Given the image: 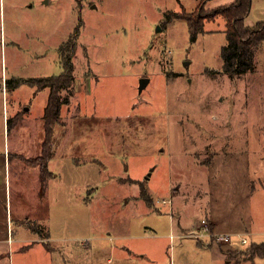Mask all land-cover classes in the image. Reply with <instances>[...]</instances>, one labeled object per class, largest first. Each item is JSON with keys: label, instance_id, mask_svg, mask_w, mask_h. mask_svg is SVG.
<instances>
[{"label": "rangeland", "instance_id": "374dc122", "mask_svg": "<svg viewBox=\"0 0 264 264\" xmlns=\"http://www.w3.org/2000/svg\"><path fill=\"white\" fill-rule=\"evenodd\" d=\"M198 1L0 0V147L4 137L13 154L12 216L44 238L33 249L19 240L14 264H108L112 246L127 247L130 264H170L203 218L211 226L209 212L225 220L223 206L264 228V41L253 70L226 74L222 15L195 40L184 18L163 22L167 10ZM261 19L264 0H255L246 24ZM78 24L74 92L42 189L39 166L18 155L33 157L40 145L16 138V122L25 117L35 133L48 87L26 80L60 74V45ZM140 181L153 207L139 197ZM16 223L19 239L39 236ZM243 235L246 244L233 234L230 261L264 241ZM251 261L264 257L241 264Z\"/></svg>", "mask_w": 264, "mask_h": 264}, {"label": "trees", "instance_id": "16d2710c", "mask_svg": "<svg viewBox=\"0 0 264 264\" xmlns=\"http://www.w3.org/2000/svg\"><path fill=\"white\" fill-rule=\"evenodd\" d=\"M210 0H199L198 4L192 11H185L181 8L180 11L167 10L165 12L164 24L175 19L184 18L187 22L191 40L204 32L203 25L205 20H211L218 15L225 18L226 43L221 48V58L223 59V71L230 76H240L243 73L251 71L255 67L256 52L264 41V20H258L253 25L245 23L246 17L250 14V9L253 0H234L226 5L208 9L206 7ZM78 24L73 31V35L65 40L61 45V65L63 70L58 75H48L40 78H30L26 81L35 83L39 88L48 87V97L46 105L43 108L42 126L43 137L40 145L39 154L33 157H24L18 154L25 162L31 165L39 166V175L41 180L40 187L43 189L46 186L48 177L52 172L48 169V161L54 155V131L55 125L61 121V108L63 104H68L74 92V64L72 58L75 54L76 38L79 35ZM18 83L22 80L17 79ZM7 86L8 80L5 81ZM62 91L65 93L62 94ZM9 128V119L7 122ZM140 185L139 197L146 200L147 205L153 207L152 199L149 195L146 185L143 181L138 182ZM35 223V222H34ZM28 227L40 234L41 227L38 225ZM42 235V234H41ZM49 237V236H47ZM49 247L48 242L45 243ZM245 260L253 259L256 256L264 257V241L261 243H252L246 250H240ZM229 254L237 255V252L227 251ZM236 253V254H235Z\"/></svg>", "mask_w": 264, "mask_h": 264}, {"label": "crops", "instance_id": "0c3cea01", "mask_svg": "<svg viewBox=\"0 0 264 264\" xmlns=\"http://www.w3.org/2000/svg\"><path fill=\"white\" fill-rule=\"evenodd\" d=\"M234 0H210V2L207 3L206 7L208 9L215 8L218 6L226 5V3H231ZM199 2V1H198ZM255 3V0H253L251 8H253V5ZM198 4V3H197ZM247 18V17H246ZM262 20V19H261ZM246 23V19H245ZM44 112V111H43ZM43 115V113H42ZM42 115L38 116L37 119L39 123H36L37 127L35 128L36 131L30 130V126L28 125V120H25V117L17 119V126L15 131L16 138L19 137L21 140L26 139L25 142H29L27 139H30L31 141H34L41 145L42 143V137H43V126H42ZM37 121V122H38ZM3 137V145L0 147V264H14V253L19 250L18 249V242L21 240L22 245H20V248H31L37 244V241H40V239H44L40 234L37 236V238L31 237L32 234H29L27 237H20V234L18 235V228L14 225L16 221L13 219L12 216V203H11V173H10V163L12 161V150L10 145H6ZM54 156V155H53ZM50 161V160H49ZM48 161V165H49ZM49 169V166H48ZM50 170V169H49ZM20 190V188H19ZM220 215H222L225 220L223 222L222 220H216V213H213L212 211L209 212V219H210V231L213 233H250L254 236L260 237L264 236V228H259L253 225L251 219L245 218L242 215H238V211H236L235 206H223L222 209L218 211ZM229 213L230 216H226V214ZM48 217L45 215L43 218H38L37 220H46ZM15 221V223H14ZM17 225L22 224L18 221L16 223ZM199 223H197L196 226L199 228ZM23 226L24 225L22 224ZM221 226V227H220ZM25 228V229H26ZM188 229V228H187ZM29 231L28 233H31L30 229L27 228ZM25 235V234H23ZM208 236L209 235H204ZM203 236V237H204ZM202 237V238H203ZM197 238L196 240L193 239L191 243H178V246L180 249V253L177 257V260L171 261L170 264H241L244 263L246 260H240V261H230L228 258V252L233 250L232 247H230V244H223V243H217L214 242L211 237L207 239ZM89 244H86V247H88ZM189 247V248H188ZM127 247H122V249L119 246H112L109 256L107 257L106 261L108 264H130L132 260V254L130 252L125 251ZM188 248V249H187ZM51 250H54V248H51ZM188 254L189 256H185ZM184 257V258H183ZM248 264H254L253 261L247 262Z\"/></svg>", "mask_w": 264, "mask_h": 264}, {"label": "built area", "instance_id": "2783aa9c", "mask_svg": "<svg viewBox=\"0 0 264 264\" xmlns=\"http://www.w3.org/2000/svg\"><path fill=\"white\" fill-rule=\"evenodd\" d=\"M165 202V200H163ZM170 202V201H169ZM170 208H171V204H170ZM202 225L201 228L202 230L199 232H191V234L197 238H202L204 235H209L211 237V239L214 242H219V243H232V236L233 234H229V233H213L210 231V227L208 226V223L206 221V219H202L201 221ZM204 230V231H203ZM237 235V237L240 239V241L244 244L248 243L247 238L242 234V233H235Z\"/></svg>", "mask_w": 264, "mask_h": 264}, {"label": "water", "instance_id": "95a60500", "mask_svg": "<svg viewBox=\"0 0 264 264\" xmlns=\"http://www.w3.org/2000/svg\"><path fill=\"white\" fill-rule=\"evenodd\" d=\"M148 78H145V77H142L141 79H140V82H139V90H141L145 85H146V83L148 82Z\"/></svg>", "mask_w": 264, "mask_h": 264}]
</instances>
